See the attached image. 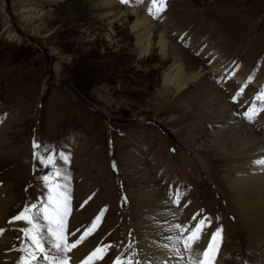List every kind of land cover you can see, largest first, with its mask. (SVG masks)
Here are the masks:
<instances>
[{"label":"rangeland","instance_id":"1","mask_svg":"<svg viewBox=\"0 0 264 264\" xmlns=\"http://www.w3.org/2000/svg\"><path fill=\"white\" fill-rule=\"evenodd\" d=\"M151 1L157 29L151 52L141 54L131 26L134 9L149 10L145 0H0V239L17 243L4 249L6 262L30 260L34 233L25 236L31 226L13 218L26 206L46 207L57 183L67 196L65 242L97 225L70 251L83 250L80 264L97 247L91 264L117 256L143 264L128 201L150 189L178 207L177 226H187L182 212L191 205L192 217L213 215L221 231L215 257L228 231L236 264L252 260L229 204L241 161L228 155L240 131L264 140V99H256L264 92V0ZM162 29L166 58L156 46ZM175 44L204 73L181 93L163 84ZM205 86L227 96L214 108H234L237 128L227 137L215 138L230 122L223 115L198 113ZM49 155L54 164L45 166ZM70 252L53 257L70 261Z\"/></svg>","mask_w":264,"mask_h":264},{"label":"bare ground","instance_id":"2","mask_svg":"<svg viewBox=\"0 0 264 264\" xmlns=\"http://www.w3.org/2000/svg\"><path fill=\"white\" fill-rule=\"evenodd\" d=\"M145 1L149 4L147 6L149 10H152L151 13L148 10L139 14L137 9H134L133 11L136 15V19L131 26L136 36L135 44L139 47L141 54L151 52L153 47L152 38L157 29V25L151 18L158 7L153 4L151 0ZM164 31L165 29H162L157 34L158 41L156 46L159 48L163 57L166 58L168 56L166 51L168 40L166 39ZM173 49L175 53L171 56V63H169V66L164 71L163 84L181 93L190 83L199 82L204 73L200 67L194 70L192 69L195 64L189 65L188 58L190 56L186 57L184 52L182 54L178 44H175ZM202 91L205 95H208V98L203 102L198 113L212 117L223 115V118L230 122H227L226 129H217L215 138L227 137L233 128H237V125H233V122L236 121L235 115L231 114L234 113L233 106H231L229 102H223L221 107L219 106L220 108L216 109L214 106L219 101L222 102L227 96L225 94V96L222 95V91L213 90L212 87L210 88L209 86H205ZM201 100L202 99H198V105H201L203 101ZM180 106L184 107L185 105L181 103ZM193 106L194 105L187 104L188 110H192L191 107ZM232 140L234 142V148L228 157H230L231 160L241 161V164L235 170L236 177L234 179L229 178L232 188V201L229 202V204L232 203V207L234 208L233 212L237 215L239 221L238 224L247 232L246 240L252 254V260L242 258L241 263L238 264H264V164L258 163V161H264V140H261L256 133L250 135L242 131H240L239 136L233 137ZM194 157L204 170L205 163L200 154L194 153ZM158 193L157 190L150 189L139 191L136 195L131 194L129 196L128 202L132 215V227L134 229V236H132L135 237L138 254L142 258L143 264H189L191 254L182 247L181 243L177 244L175 242V238L181 235L175 220L178 207L173 203L162 200ZM8 203L9 202H7V206ZM194 210L195 205H191L184 208L182 212L183 217L189 219L186 222V227L194 225L195 223L193 222L198 220L192 219ZM84 212L87 213L86 211ZM3 218L4 215H0V229H2L1 220H3ZM209 218L210 220L206 225L207 233L205 234V238H203L195 248L197 252L206 247L207 240H210V235L208 234L215 232L217 227V222L212 214ZM35 222L42 226L41 235L44 236V247L47 249V255H49V257H53L54 254L64 255V253H58L55 248L52 247V239L47 232V227L44 226L46 222L41 218ZM224 234L226 236L224 248L214 257L213 264H236L234 258L235 253L232 251L231 246L234 244L233 240H236V238H232L228 231H224ZM184 235H187V233H184ZM10 241L11 240L6 242V238L0 239V264L13 263L6 262L2 257V254L5 252L4 249L13 248L15 244H17L15 240L12 241V244H10ZM5 243H7V245ZM238 246L239 251H242L241 245ZM35 247L36 246L33 245L34 251ZM82 251L70 252L71 260H68V264H72L73 261L80 262L83 256ZM9 253L12 254L13 252L11 251ZM29 261H31V257ZM34 264H46V261L41 256Z\"/></svg>","mask_w":264,"mask_h":264},{"label":"snow or ice","instance_id":"3","mask_svg":"<svg viewBox=\"0 0 264 264\" xmlns=\"http://www.w3.org/2000/svg\"><path fill=\"white\" fill-rule=\"evenodd\" d=\"M125 2V0H122ZM156 3V0H153ZM162 10V7H161ZM151 13V9L149 10ZM239 95V93H238ZM235 99V98H234ZM256 99H264V92L256 97ZM249 119L251 116L245 114ZM40 145L33 143V148L37 149ZM34 157H36V153L34 152ZM39 158V157H36ZM61 159H66L65 157H61ZM41 163L48 166L50 163L54 164V158L49 155L44 159H41ZM258 163L264 164V161H258ZM61 173L59 170L56 171V176H60ZM41 179L47 184L50 180L49 176L41 177ZM65 189L64 186L60 184L55 185V189L49 187V196L47 206L42 209H36V205L26 206L23 211H21L17 216L13 218V220H26L27 223L31 226L30 228L22 229L25 236L30 235V233H34L31 236L32 243L35 245L34 253H30L31 261H27L25 258H22L18 261V264H34L38 257H41L46 261V264H68L67 256H57V257H49L47 255V249L44 247V236L41 235V225L36 221L37 216H42L41 218L46 221L45 227H47V232L49 233L50 238L52 239V247L58 253L70 252L72 249L76 248L79 244H81L85 239H87L88 235L95 229L96 222L94 220L91 228L86 230L83 235H81L78 239L75 240L74 243H66L65 242V221L67 217V196L64 194ZM35 209V211H33ZM100 216L96 217V220H99ZM193 220H197V217H192ZM208 224L207 218H200L194 225H189L188 227L177 226L180 229L181 235L175 238V242L177 244L183 243L184 248L191 254V259L189 264H213V260L215 257V252L218 249V237L221 236V231L217 229L215 232L209 233L210 240H207L206 247L201 249L199 252L195 251L196 246L200 243V241L205 238V234L207 233ZM4 230L0 229V233ZM187 233V235H184ZM110 248L111 246H105ZM102 251L101 247H97L92 253L88 255V257L83 260L82 264H91L94 257H97V254ZM102 258V257H99ZM72 264H80L78 261H73ZM113 264H133L132 260H125L121 256H117ZM138 264V262H137Z\"/></svg>","mask_w":264,"mask_h":264}]
</instances>
